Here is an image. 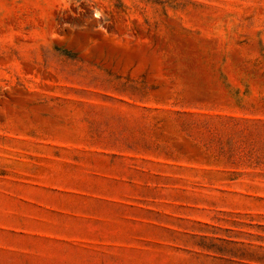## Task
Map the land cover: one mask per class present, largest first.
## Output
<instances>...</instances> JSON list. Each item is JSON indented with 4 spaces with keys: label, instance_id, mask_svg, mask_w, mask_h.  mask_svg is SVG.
Here are the masks:
<instances>
[{
    "label": "rangeland",
    "instance_id": "obj_1",
    "mask_svg": "<svg viewBox=\"0 0 264 264\" xmlns=\"http://www.w3.org/2000/svg\"><path fill=\"white\" fill-rule=\"evenodd\" d=\"M0 264H264V0H0Z\"/></svg>",
    "mask_w": 264,
    "mask_h": 264
}]
</instances>
